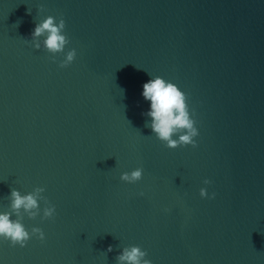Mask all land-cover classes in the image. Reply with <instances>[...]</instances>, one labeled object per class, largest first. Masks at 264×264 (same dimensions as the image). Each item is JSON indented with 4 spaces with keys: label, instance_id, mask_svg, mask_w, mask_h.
Segmentation results:
<instances>
[{
    "label": "water",
    "instance_id": "95a60500",
    "mask_svg": "<svg viewBox=\"0 0 264 264\" xmlns=\"http://www.w3.org/2000/svg\"><path fill=\"white\" fill-rule=\"evenodd\" d=\"M47 16L70 41L55 62L26 42ZM156 76L187 94L197 147L145 127ZM35 187L55 215L22 223L45 239H0V264H116L130 245L151 264H264V0H0V212Z\"/></svg>",
    "mask_w": 264,
    "mask_h": 264
},
{
    "label": "clouds",
    "instance_id": "9594fccd",
    "mask_svg": "<svg viewBox=\"0 0 264 264\" xmlns=\"http://www.w3.org/2000/svg\"><path fill=\"white\" fill-rule=\"evenodd\" d=\"M29 11V10H28ZM31 11H29L30 13ZM65 21L61 17L57 22L56 18L47 16L39 23L35 24L31 32V39H26L33 49H43L51 54V59L55 62L56 54L64 53L65 46L70 43L64 34ZM40 38H43L42 40ZM76 56V50L70 49L64 54V58L59 63L60 68L70 65ZM141 93L144 100L150 102L149 110L142 115L149 117L150 122L145 121V127H150L154 136L169 149L191 145L197 147L194 139L199 135L193 119L194 111L190 112L188 96L181 91L176 84L166 81L156 76L152 77L142 85ZM122 90V89H121ZM123 92V90H122ZM176 137V138H173ZM142 168H136L130 172H124L119 179L127 183H135L142 178ZM204 184L211 183L205 179ZM45 191L43 187H35L30 193L21 194L16 189H11L9 199V211L0 212V239L8 241L10 246L19 245L24 247L26 243L35 236L43 241L44 232L39 227H32L29 232L22 223L24 216L35 219L41 214V219H50L55 215V206L51 205L46 197L42 195ZM143 196L144 193H139ZM201 198L214 199L216 193L209 194L205 188L199 190ZM44 202L43 209L39 202ZM165 211H168L165 209ZM15 216V219L12 217ZM112 246L107 248L111 252ZM147 252L138 245L124 247L115 257L116 264H151L147 259Z\"/></svg>",
    "mask_w": 264,
    "mask_h": 264
}]
</instances>
